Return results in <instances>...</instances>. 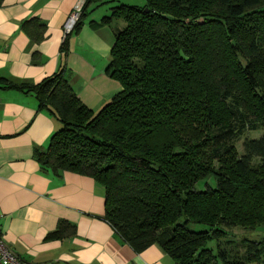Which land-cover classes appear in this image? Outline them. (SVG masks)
<instances>
[{
	"label": "trees",
	"instance_id": "obj_1",
	"mask_svg": "<svg viewBox=\"0 0 264 264\" xmlns=\"http://www.w3.org/2000/svg\"><path fill=\"white\" fill-rule=\"evenodd\" d=\"M111 1L88 0L74 32L91 4ZM116 19L124 26L107 73L122 89L97 112L65 66L37 83L0 76L1 87L34 94L61 123L47 147L34 148L41 169L94 178L103 218L136 252L157 244L176 264H264V239L229 238L233 227L264 230V0L122 3L101 23ZM22 28L45 37L38 18ZM75 233L61 221L46 238Z\"/></svg>",
	"mask_w": 264,
	"mask_h": 264
},
{
	"label": "crops",
	"instance_id": "obj_2",
	"mask_svg": "<svg viewBox=\"0 0 264 264\" xmlns=\"http://www.w3.org/2000/svg\"><path fill=\"white\" fill-rule=\"evenodd\" d=\"M76 2L4 0L0 76L37 83L65 66L78 97L97 112L122 89L107 69L116 29L124 22L101 23L111 6L90 5L63 50V26ZM34 18L46 23L40 42L22 28L23 21ZM60 127L34 94L0 86V229L6 244L22 259L40 264H176L157 244L136 252L122 240L103 218L104 188L94 178L41 169L34 148L47 147ZM61 221L75 225L76 233L47 239Z\"/></svg>",
	"mask_w": 264,
	"mask_h": 264
},
{
	"label": "rangeland",
	"instance_id": "obj_3",
	"mask_svg": "<svg viewBox=\"0 0 264 264\" xmlns=\"http://www.w3.org/2000/svg\"><path fill=\"white\" fill-rule=\"evenodd\" d=\"M128 4V5H139V6H143L146 3V0H112L111 2H106L103 4H91V6L89 7L90 9L92 8H105L104 6H114V5H120V4ZM86 6V5H85ZM85 9V7H84ZM122 19H116L115 21H118ZM120 21V22H121ZM261 131H255V132H249L248 136L250 137H258L261 135ZM238 149L239 151L242 153L243 152V139H241L238 143H237ZM209 184L211 185H215V180L214 179H209L208 180ZM206 185L204 184V181L202 180L201 182H199L198 184H196V188L198 189H203L205 188ZM190 228L193 230H204V229H209L210 227L207 226L206 224H200V223H191L190 224ZM230 232V236L229 238H233L234 240H236L237 242H240V240H242L243 238H248V239H254V240H261L264 239V230H251V229H246L243 227H233L230 228L229 230ZM223 239L220 240V243H222ZM218 243L217 239L212 240L209 243L210 247H214L215 252H218L219 249L216 247V244ZM237 248L239 249L240 253H243L245 251V248L241 245L237 246ZM252 264H257V263H252Z\"/></svg>",
	"mask_w": 264,
	"mask_h": 264
},
{
	"label": "built area",
	"instance_id": "obj_4",
	"mask_svg": "<svg viewBox=\"0 0 264 264\" xmlns=\"http://www.w3.org/2000/svg\"><path fill=\"white\" fill-rule=\"evenodd\" d=\"M88 0H77L72 11L70 12L66 22L64 23V39H66L74 29L81 18L84 7ZM0 264H40L35 261H27L22 259L15 253L4 241L3 233L0 229Z\"/></svg>",
	"mask_w": 264,
	"mask_h": 264
}]
</instances>
